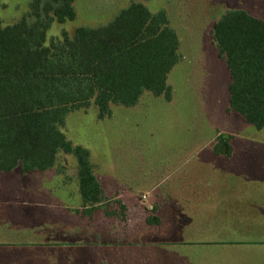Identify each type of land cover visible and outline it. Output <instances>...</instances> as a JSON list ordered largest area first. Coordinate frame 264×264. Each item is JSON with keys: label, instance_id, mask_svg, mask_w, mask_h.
I'll return each mask as SVG.
<instances>
[{"label": "rangeland", "instance_id": "obj_1", "mask_svg": "<svg viewBox=\"0 0 264 264\" xmlns=\"http://www.w3.org/2000/svg\"><path fill=\"white\" fill-rule=\"evenodd\" d=\"M132 1L143 2L152 11L165 9L171 25L178 32L181 61L169 75L173 99L168 101L164 96L145 92L136 106L112 104L109 117L99 118L95 105L68 114L64 127L67 138L91 151L97 175L101 179L105 176V181L110 184L108 187L113 190L114 196L106 204L114 215H107L110 219L107 222L118 227L112 232L117 239L110 241L107 240L109 234H99L100 243L95 241L92 248L89 247L91 249H84L85 253L80 254L81 250L75 248L68 262L58 259L53 264H82L81 260L87 262L89 259H94L90 264H99L100 259L94 257L97 253L104 254L103 264H112L109 255L114 257L116 254V264H189L190 261L198 264H264V240H211L212 226L210 235H199V239L192 240L199 230L196 224L186 225L185 231L177 225L165 231L170 225L165 224L164 219H157L155 209H148L154 200L145 201L141 197L143 193L152 192L153 184L169 171L177 172L178 176L198 170L197 174H202V170L204 175L209 173L215 162L210 152L215 151L217 137L221 134L231 135V145L242 137L246 152L264 145V129L259 130L237 113L227 111L229 73L212 35L216 20L226 9H245L264 19V0H76L77 18L63 24L55 22L48 32L47 45L62 39L64 31L72 35L79 26L107 23ZM29 2L0 0V25L18 21L29 10ZM246 152L238 157L240 165H250V161L257 158ZM186 159L190 160L185 165ZM76 163L74 155L59 152L57 170H66L73 175L78 167ZM77 183L79 186L78 177ZM168 186L169 183L162 182L158 189L165 192ZM54 195L44 198L45 203L52 205L50 211L60 208H54L56 204L76 206L79 203L74 197L64 199L61 190ZM9 205L10 209L2 208L3 216L11 210L17 215L26 210L33 213L37 210L21 201ZM88 212L93 214L96 210ZM21 224H6L5 220L0 223V264H45L49 261L47 256L39 258L33 253L39 251L32 244L35 242L32 239H39L33 233L38 228ZM252 224L253 232L264 237V219L255 217ZM44 228L45 236L53 237L49 226ZM219 231H227L228 236H232L236 228L223 226ZM236 233L240 236L241 231ZM174 234L192 241H169L176 237ZM24 238L25 244L20 245Z\"/></svg>", "mask_w": 264, "mask_h": 264}, {"label": "trees", "instance_id": "obj_2", "mask_svg": "<svg viewBox=\"0 0 264 264\" xmlns=\"http://www.w3.org/2000/svg\"><path fill=\"white\" fill-rule=\"evenodd\" d=\"M75 3L30 0L18 21L0 25V174L44 171L57 165L59 152L72 154L84 204L112 216L91 151L67 138V116L95 105L99 118L109 117L112 104L136 106L145 92L171 101L181 42L165 9L132 1L107 23L64 31L47 45L55 22L77 18ZM212 35L231 75L228 111L264 129V19L226 9ZM230 138L219 135L215 152L231 155Z\"/></svg>", "mask_w": 264, "mask_h": 264}, {"label": "crops", "instance_id": "obj_3", "mask_svg": "<svg viewBox=\"0 0 264 264\" xmlns=\"http://www.w3.org/2000/svg\"><path fill=\"white\" fill-rule=\"evenodd\" d=\"M228 73L230 84L229 69ZM241 138L239 137L237 143L232 142L234 149L232 155L217 154L213 150L210 152L211 159L215 161L214 168L206 175L203 174V170L202 174H197L198 170L196 173L185 174L184 172L178 176L177 172L172 170L162 175L160 180L153 184L152 192L142 194V200L146 201L149 198L154 200L151 201L148 209L156 210L157 219H164L165 224L170 225L169 229H165V231L172 230L173 226L176 225L185 231L186 225L196 224L195 226L199 230L195 237H191L192 240H197L200 236L210 235L208 233L211 230L210 226H212V238H209L211 240L220 242L264 240L263 236L253 232L255 228L252 226L255 217L260 220L261 218L264 219V145L258 146L259 149L253 151L247 150L249 155L255 154L257 158L254 159V162L250 161V165L247 163L240 165L238 157L241 153L246 152V144L241 141ZM186 160L183 161L185 165L190 159ZM57 168L55 166L44 171L24 172L20 167H17L12 172L0 174V223L5 220L6 224L14 223L21 226L22 222L25 223V226L34 225L37 227L38 229L33 230V233L34 237H39V239H32L35 241L32 244L38 247L39 251L33 253H36V257L39 258L42 255L47 256L49 261H46L45 264H53L58 259L68 262L69 257L73 255L71 253L76 250L75 248L81 250L80 254L85 253L84 249L90 246L92 248L95 241L100 243L99 234H109L110 237L107 240L110 241L117 239L112 235V232L118 227L107 222L110 219L105 212L98 209L91 214L88 211L92 206L82 203L80 189L78 183L76 184L78 167L73 171V175H69L66 170H57ZM95 174L108 199L114 196L113 190L108 187L110 184L105 181L106 177L101 179L96 171ZM177 176L178 178L175 179ZM72 182L75 183L72 184ZM162 182L170 184L165 192L158 189ZM232 182H237V184L233 185ZM60 190L64 199L74 197L77 202L79 201L78 205L56 204L53 205L54 208H60L50 211L52 205L45 203L44 198L55 196L54 194ZM77 193L78 195H76ZM13 201L31 204V206L29 205L30 208H37V210L35 213L26 210L22 215H17L11 210L3 216L2 208L10 209L11 205L9 204ZM235 220H241V222H235ZM109 225L114 227L110 228ZM45 226H49L48 229L53 232V237L47 238L45 236ZM223 226L231 227V229L235 226L236 231H241L240 236L236 231L232 236H228L227 231L222 233L219 231V227L223 228ZM58 230L63 231L58 232ZM174 236L176 237L167 239L172 242L185 241L186 243L192 241L189 237L185 238V236L176 234ZM23 240L20 245L25 244V238ZM80 254L76 252L79 258ZM94 257L100 259L99 264H103L104 254L97 253ZM109 257L112 264L118 262L114 258L118 257V254L114 257L109 255ZM81 261L82 264H90L93 263L94 259H89L87 262ZM189 264L198 263L190 261Z\"/></svg>", "mask_w": 264, "mask_h": 264}]
</instances>
